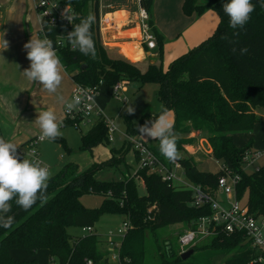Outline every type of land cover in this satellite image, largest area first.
<instances>
[{"label": "trees", "instance_id": "1", "mask_svg": "<svg viewBox=\"0 0 264 264\" xmlns=\"http://www.w3.org/2000/svg\"><path fill=\"white\" fill-rule=\"evenodd\" d=\"M153 1L140 0V4L151 13ZM70 2L78 17L91 15L95 18L91 33L96 58L73 50L70 44L56 46L59 30L47 28L46 31L57 48L63 67L75 83L101 86L106 82L113 86L122 79L141 85L158 83L160 110L155 114L146 112L138 121L126 117V133L137 136V125L158 118L163 109L173 111L175 133L196 131L204 135L211 150L209 153L240 175L236 185L238 199L244 201L250 213L264 217V165L248 172L245 157L253 149V138L239 147L233 137L234 133H251L257 123L264 122V7H261L264 0H252L255 11L243 29L229 27V18L222 8L227 0H184L182 10L186 16H200L213 10L219 16V23L211 36L175 58L167 69L164 65V36L154 27L151 16L149 23L157 40L158 60L149 62L142 69L140 62L119 53L113 54L103 43L100 0ZM76 20L78 24L80 20ZM244 47L248 52L241 55L239 50ZM260 110L262 113L258 112ZM64 123L72 122L65 118ZM57 139L65 141L62 137ZM190 140L176 138L177 151L183 150ZM110 143L103 118H97L92 127L82 133L83 149ZM130 147L134 149L132 142L125 140L120 148H111V158L94 163L80 174H77L75 165H68L50 178L47 201L41 203L37 200L27 211L13 201L9 215L15 217L14 223L7 229L0 227V264H38L36 254L40 249L49 251L50 259L43 264H113L109 251L100 247L96 230L82 234L69 231L70 227L95 228L96 220L103 212L123 214L130 224L121 243L120 264H217L222 259H225L222 264H251L259 252L244 233L239 232L227 234L219 231L201 245L196 242L191 247L194 252L188 258H182L181 249L176 245L179 236L195 229L200 217L212 213L209 204L201 207L192 204L191 188L163 180L149 168L138 169L133 174L125 173L118 179L97 177L98 170L106 166L119 167L125 162ZM151 148L170 168L174 161H178L192 185L216 194L222 169L217 172L200 170L191 156H178L170 161L161 154L159 141ZM135 153L139 160L136 150ZM138 179L144 181V194L140 193ZM86 194L101 195L103 200L98 207H87L81 200ZM173 224H183L186 230L179 233L175 243L174 239H165L160 259L149 262L148 234L157 235L160 229ZM17 248L27 250L31 258L15 257L12 250Z\"/></svg>", "mask_w": 264, "mask_h": 264}, {"label": "crops", "instance_id": "2", "mask_svg": "<svg viewBox=\"0 0 264 264\" xmlns=\"http://www.w3.org/2000/svg\"><path fill=\"white\" fill-rule=\"evenodd\" d=\"M37 2L38 0H0V130L5 140H10L18 147L24 146L31 138L40 134L35 119L41 111L49 108L54 109L58 119L63 121V127L60 129L61 133L65 131L66 104L72 101L71 96L76 84L64 67L62 82L55 93L47 92L38 82L29 81L23 74L24 69L30 65L23 45L32 36L40 38L38 32L41 23L36 9ZM140 5V0H100L102 41L109 49L128 58L140 56L137 59L140 63L145 62L149 56H152V58H149V62H156L157 58L154 50L146 49L141 42V30L138 21ZM183 15L186 21L178 27L174 24L171 27V24H168L171 21L170 19L173 18V12L170 9L165 13V17L169 18L165 23L160 20L158 14L154 20L152 12L150 13L154 27L164 36V65L166 69L175 58L188 52L211 36L219 23V16L213 10H208L200 16L195 14L186 16L184 13ZM166 30L172 34L168 37L169 39H166ZM174 37L179 39V45H177V42L170 43ZM3 39L9 42L8 49L4 51ZM129 84L131 83L129 82L126 85L125 91ZM60 97H63V100ZM169 112L170 119L174 124V112ZM257 126L258 123L255 125L254 130L247 134L245 140L248 141L253 138V147L260 146L264 148V132ZM193 133L203 137L208 144V140L204 135L196 131H192ZM239 134L241 133L233 134L234 141ZM42 142L38 145L39 154ZM209 151H211L210 147ZM134 154L138 166L135 150ZM111 156L112 154L110 158ZM136 171L135 169L134 173ZM140 181L144 185V181L142 179Z\"/></svg>", "mask_w": 264, "mask_h": 264}, {"label": "rangeland", "instance_id": "3", "mask_svg": "<svg viewBox=\"0 0 264 264\" xmlns=\"http://www.w3.org/2000/svg\"><path fill=\"white\" fill-rule=\"evenodd\" d=\"M200 1L205 2L206 0ZM182 5L183 0H154L151 7V12L153 14L154 20L155 16L158 14L160 20L164 21L165 23L169 20L168 17H165V13L168 12L170 9L171 12H173V18L170 19L171 21L168 22V24H171V27L173 26V24L178 27L186 21V18L183 15ZM167 31L168 30H166L165 32L167 35L166 39H169L168 37L172 34ZM175 37L172 39L170 38V43L177 42V45H179V39H175ZM154 52L156 53L157 58L158 55L156 49H154ZM112 53L117 54L118 52L112 50ZM132 58L128 59L138 62L139 60L137 59H139L140 56H134ZM149 58H152V56H149L145 60V62L140 63V67L142 69H145L147 67L149 63ZM130 83L131 84L128 85L126 91L122 92L124 98L123 100L117 99L114 96L113 86H110L106 82H103L101 84L100 90L96 95V101L101 107L105 117L113 119L115 126L119 130L115 133L116 139L114 142H111L108 145L99 144L93 147L92 149H83L81 147L82 133H86L97 119V116H95V114H92L90 117H88L87 119H85V121L82 122L80 128L75 126L73 123L67 124L64 127L65 131L62 132L61 135V137L65 141L56 139L46 140L45 142L41 143L39 158L42 161L43 165H47L49 167L50 171L52 172V176L60 173L68 165H75L77 167V174H80L89 169L94 163H101L108 160L111 155V148H120L126 140L124 136V134L127 132L126 117H129L133 121H138L140 117L146 112H151L152 110L155 111L157 109V111H159V107L161 106V104L157 96L159 90L158 83L149 82L145 83L144 85H141L134 81ZM128 106L134 107V114H129L126 111V108ZM157 111L151 113H157ZM258 112L262 113L261 110ZM258 127L264 132V122L258 123L257 128ZM173 133L176 138H191L190 142L184 146V149L178 151L179 157H193L194 160L197 161L196 164L198 169L200 170L217 172L222 168L221 161L216 159L212 156L211 153H209V146L203 137H200L194 133L192 134V132L189 134H176L174 129ZM240 133L241 134L235 137V142L237 146L243 147L251 138L246 141L245 139H247V134L249 132ZM147 142L150 146H155L158 144V140L154 139H149L147 140ZM253 149L263 152L262 157L256 161V165H264V148L260 146H255L253 147ZM126 154L127 155L125 158V162L120 164L119 167L106 166L97 171V177L100 179H118L122 178L123 174L125 173L129 172L130 174H133L135 169L138 170L134 149L130 147ZM254 169V166H249L246 168L248 172H251ZM176 174L177 179L173 181L174 184H179L181 182H185L188 185L191 184L190 181L184 176L183 169H176ZM140 180L141 179L138 180L140 184V193L144 194L146 192L145 186ZM219 198L225 199L226 194L219 192ZM81 200L83 204L87 207H98L103 200V196L98 194H86L82 196ZM125 220V216L120 213L103 212L99 215L98 219L96 220L94 231L96 230L97 234L99 235V238L101 240V248H104L105 250H110L111 247L108 244V241L111 239H120L117 235H110V232L113 231L116 234L117 230L123 226ZM185 230L186 228L183 224H173L160 229L157 232V235L149 233L147 237L149 249L148 261H158L160 259L161 251L163 252L164 250L165 239H174L175 243V239L179 236V233ZM69 231L74 234H82L86 232L85 230L77 227H70ZM208 239L209 237L199 239L197 241V245H201L207 242ZM159 245L161 246L162 250L159 248ZM176 245L180 249L178 241L176 242ZM187 249H190V247H188ZM12 253L15 257L19 259L31 258L30 254L25 249L17 248L12 250ZM36 257L38 260V264H43L44 262L50 259L49 251L47 249H40L38 250ZM224 260L225 259H222L217 264H222ZM111 262L113 264H119L115 260H111Z\"/></svg>", "mask_w": 264, "mask_h": 264}, {"label": "built area", "instance_id": "4", "mask_svg": "<svg viewBox=\"0 0 264 264\" xmlns=\"http://www.w3.org/2000/svg\"><path fill=\"white\" fill-rule=\"evenodd\" d=\"M66 7L68 8V14H75L77 16V12L72 6L70 0H38L36 9L41 23V28L38 32L40 38L47 35L48 38L51 39V36L46 29L52 28L59 30L56 36V46L70 44L66 35L73 30V25L77 24V20H73L72 25L66 19H62V13ZM149 20L150 13L145 7L140 5L138 10V21L141 30V42L148 50H154L157 47V40L155 34L151 30ZM54 48L57 52V48L55 46ZM128 83V80L122 79L113 85V93L117 99H124L122 92L125 91ZM99 90V85L84 86L76 83L71 97L73 100V97L79 94L81 96V103L71 112L66 110V118L80 128L85 119L92 114H95L97 118L104 119L108 128V139L110 142H114L116 139L115 133L119 130L115 126L114 120L105 117L102 109L98 106L96 95ZM124 136L126 140L132 142L134 149L138 153V169L149 168L151 171L158 173L162 179L166 181L173 182L177 179L176 169L182 168L178 161H174L173 167L170 168L160 160L147 140L140 137V135L132 136L125 133ZM38 137L39 134L31 138L24 146L17 148V155L21 160L23 158L40 160L38 145L41 141ZM33 148L36 150L35 156L31 155ZM262 155V151L253 149L248 152L245 157V168L254 166L255 169H257L259 166L256 165V161L261 158ZM221 169L223 170V173L219 177L216 194H210L200 186L192 184L188 185L185 182H181V185L193 190V205L201 207L205 204H209L212 210L210 215L199 218L195 229L187 230L179 236L178 242L181 253L188 250V247L191 248L199 239L213 237L217 235L219 231L227 234L239 232L244 233L247 240L251 243V246L259 252L258 256L251 262V264H264V217L255 216L250 213L249 208L238 199L236 185L240 180V175L229 170L224 165H222ZM219 192L225 193L226 198L220 199L218 195ZM129 226V221L125 220L123 226L117 230L116 234L113 231L110 232V235H117L120 238L108 241V244L111 247V249L108 250L109 258L110 260L117 261L119 264L121 243ZM84 230L91 232L94 228L86 227Z\"/></svg>", "mask_w": 264, "mask_h": 264}, {"label": "clouds", "instance_id": "5", "mask_svg": "<svg viewBox=\"0 0 264 264\" xmlns=\"http://www.w3.org/2000/svg\"><path fill=\"white\" fill-rule=\"evenodd\" d=\"M264 7V2L261 3ZM224 13L229 18V27L232 29H243L255 11L252 0H227L222 5ZM62 19H66L73 25V20L79 19L78 24L73 25V30L68 32L66 38L73 50H78L85 56L96 58L95 42L92 38L91 26L95 18L91 15L80 18L75 14H68L66 7L62 13ZM9 42L3 39V51L7 50ZM26 50V58L30 61L28 68L24 69V76L31 82H38L44 90L55 93L60 86L63 76V65L54 48L53 41L45 35L43 38L31 37L23 45ZM236 49H233L235 52ZM241 55L248 52L244 47L239 50ZM63 100V97H60ZM81 103L79 94L66 104V110L71 112ZM163 109V106H162ZM126 111L134 114L135 109L128 106ZM40 134L38 139L56 140L62 135L60 129L63 121L58 119L54 109L49 108L41 111L36 119ZM174 124L170 119V112L163 109L158 118L147 120L143 125H137L140 137L159 141L161 154L174 161L178 159L176 137L173 133ZM17 145L10 140L0 137V227L10 228L15 217L9 215L12 211V202L27 211L37 200L41 203L47 201L48 182L52 176L47 165H43L39 159L23 158L17 155ZM33 148L31 155L35 156Z\"/></svg>", "mask_w": 264, "mask_h": 264}, {"label": "water", "instance_id": "6", "mask_svg": "<svg viewBox=\"0 0 264 264\" xmlns=\"http://www.w3.org/2000/svg\"><path fill=\"white\" fill-rule=\"evenodd\" d=\"M193 252H194L193 248L186 250L185 252L182 253V258L183 259L188 258Z\"/></svg>", "mask_w": 264, "mask_h": 264}, {"label": "bare ground", "instance_id": "7", "mask_svg": "<svg viewBox=\"0 0 264 264\" xmlns=\"http://www.w3.org/2000/svg\"><path fill=\"white\" fill-rule=\"evenodd\" d=\"M134 52V51H133ZM137 55V54H136Z\"/></svg>", "mask_w": 264, "mask_h": 264}]
</instances>
